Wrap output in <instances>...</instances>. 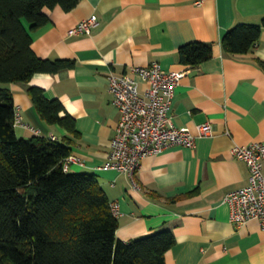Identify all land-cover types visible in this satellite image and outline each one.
<instances>
[{"label":"crops","instance_id":"obj_1","mask_svg":"<svg viewBox=\"0 0 264 264\" xmlns=\"http://www.w3.org/2000/svg\"><path fill=\"white\" fill-rule=\"evenodd\" d=\"M43 11L49 21L31 31L32 49L41 58L76 64L10 84L23 120L40 130L36 134L20 125L17 134L56 136L62 142L72 137V154L84 164L72 163L70 170L97 174L110 201L118 202L119 239L174 232L165 264H264L260 221L236 228L224 201L250 177L247 163L232 154L233 146L264 142V67L258 61H264V30L246 54H228L221 44L235 25L262 24L264 0H81L71 11L59 5ZM92 14L99 19L92 34L69 35ZM194 41L214 44L213 56L195 67L182 63L179 54L181 45ZM154 62L185 72L170 111L174 124L197 134L199 124L210 122L213 134L198 136L194 148L171 146L144 158L136 189L127 174L103 167L120 120L108 76ZM140 84L143 91L146 84ZM30 86L62 101L79 136L41 117Z\"/></svg>","mask_w":264,"mask_h":264},{"label":"trees","instance_id":"obj_2","mask_svg":"<svg viewBox=\"0 0 264 264\" xmlns=\"http://www.w3.org/2000/svg\"><path fill=\"white\" fill-rule=\"evenodd\" d=\"M80 1L0 0V264H165L176 242L174 232L162 229L128 242L119 239L118 216L97 174L64 169L72 137L62 142L40 135L20 137L16 131L10 84L76 64L39 57L32 49L31 31L49 21L45 7L71 11ZM263 30L264 19L262 24L235 25L221 39L224 52H250ZM213 53L214 44L203 41L179 49L182 63L194 67ZM28 93L48 124L79 136L60 99H49L39 86H30Z\"/></svg>","mask_w":264,"mask_h":264},{"label":"built area","instance_id":"obj_3","mask_svg":"<svg viewBox=\"0 0 264 264\" xmlns=\"http://www.w3.org/2000/svg\"><path fill=\"white\" fill-rule=\"evenodd\" d=\"M98 20V16L92 14L69 30V35L92 34ZM184 75L183 70H166L160 62H154L133 66L132 73H111L108 76L109 92L112 103L120 111V120L111 142L109 158L103 167L127 174L133 188H141L137 173L144 158L171 146L194 148L198 136L213 134L210 122L199 124L196 134L188 127L175 125L171 119L174 93ZM141 81L146 84L143 91ZM15 113L16 126L21 125L40 134L38 128L23 120L18 108ZM49 139L57 140V137L49 136ZM232 154L247 163L250 177L247 185L225 195L224 201L231 209V221L240 228L255 219L264 228V142L236 144ZM72 163L84 164L80 156L70 154L64 160V169L69 171ZM111 206L114 214L119 216L118 202H112Z\"/></svg>","mask_w":264,"mask_h":264}]
</instances>
